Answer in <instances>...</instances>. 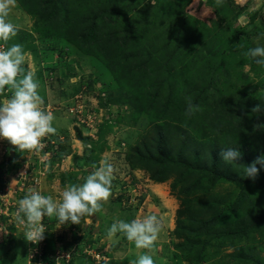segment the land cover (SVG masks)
<instances>
[{"label":"rangeland","instance_id":"374dc122","mask_svg":"<svg viewBox=\"0 0 264 264\" xmlns=\"http://www.w3.org/2000/svg\"><path fill=\"white\" fill-rule=\"evenodd\" d=\"M9 18L21 30L0 45H23L58 133L34 151L0 140V264H264V168L241 178L264 155L251 113L264 67L243 55L264 46V0H17ZM187 97L202 109L191 118ZM229 147L239 160L220 158ZM105 159L117 171L102 210L60 228L44 217L45 238L27 242L17 201L58 199ZM148 214L164 222L151 252L106 238Z\"/></svg>","mask_w":264,"mask_h":264},{"label":"clouds","instance_id":"9594fccd","mask_svg":"<svg viewBox=\"0 0 264 264\" xmlns=\"http://www.w3.org/2000/svg\"><path fill=\"white\" fill-rule=\"evenodd\" d=\"M219 6L222 0H215ZM17 4V0H0V41L4 45L15 38L21 30V25L13 22L9 17ZM243 55L252 59L257 65L264 67V46L249 48ZM26 53L23 45L13 43L7 47H0V96L6 91L10 94L0 101V140L7 141L16 151H34L41 147L43 139L57 135L58 130L53 126L56 117L44 108V98L39 93L40 84L35 71L25 73L23 65ZM187 107L185 117L191 118L202 109L186 98ZM257 117L264 114V106L260 103L251 109ZM259 125H254V128ZM226 162L239 160L242 153L238 148H225L219 153ZM264 168V155L258 156L252 163L244 166L241 178L255 180ZM92 171L83 178V183L67 184L60 192L59 198L43 195L39 191L29 189L23 198L17 201L13 217L23 229L24 239L35 245L42 241L47 230L43 224L44 217L57 220V228L73 224L79 225L85 217H90L102 210L103 204L109 200L112 182L115 179L116 167L108 159L102 160L97 166L93 164ZM162 217L148 214L143 218L131 221L115 219L106 229V238L113 244L119 243L120 238L126 239L136 249H146L151 252L160 233L163 231ZM19 258V256L17 257ZM61 257L55 259L60 264ZM31 264V260L29 261ZM129 264H155L152 255L145 252Z\"/></svg>","mask_w":264,"mask_h":264},{"label":"trees","instance_id":"16d2710c","mask_svg":"<svg viewBox=\"0 0 264 264\" xmlns=\"http://www.w3.org/2000/svg\"><path fill=\"white\" fill-rule=\"evenodd\" d=\"M216 127H217V126H215L214 128L216 129ZM217 129H218V132H221V131H222V129H220V128H217ZM232 131H233V130H232ZM232 131H231V132H232ZM74 161H75V162H78V161H79V158H75ZM260 181H261V180H260ZM260 181H258V182H260ZM159 182H161V180H159ZM172 185H174V183H173ZM173 188H174V186H173Z\"/></svg>","mask_w":264,"mask_h":264},{"label":"built area","instance_id":"2783aa9c","mask_svg":"<svg viewBox=\"0 0 264 264\" xmlns=\"http://www.w3.org/2000/svg\"><path fill=\"white\" fill-rule=\"evenodd\" d=\"M0 47H4L3 45H0Z\"/></svg>","mask_w":264,"mask_h":264}]
</instances>
